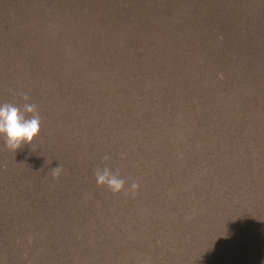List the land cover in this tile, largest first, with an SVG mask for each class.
Returning <instances> with one entry per match:
<instances>
[{
  "label": "trees",
  "instance_id": "trees-1",
  "mask_svg": "<svg viewBox=\"0 0 264 264\" xmlns=\"http://www.w3.org/2000/svg\"><path fill=\"white\" fill-rule=\"evenodd\" d=\"M13 92L41 131L0 136V223L34 264H264V0H0Z\"/></svg>",
  "mask_w": 264,
  "mask_h": 264
},
{
  "label": "clouds",
  "instance_id": "clouds-1",
  "mask_svg": "<svg viewBox=\"0 0 264 264\" xmlns=\"http://www.w3.org/2000/svg\"><path fill=\"white\" fill-rule=\"evenodd\" d=\"M24 101L22 107L13 103L0 104V136L4 137V143L8 150L16 152L25 144L31 145L41 131V118L35 104L29 103V96L24 92H13ZM105 160L109 157L105 156ZM62 167L50 170L54 179H58ZM95 179L98 186L107 187L114 194L125 190V180L120 177L118 171L113 172L109 167L97 168ZM139 185L131 184V190L135 192Z\"/></svg>",
  "mask_w": 264,
  "mask_h": 264
},
{
  "label": "rangeland",
  "instance_id": "rangeland-1",
  "mask_svg": "<svg viewBox=\"0 0 264 264\" xmlns=\"http://www.w3.org/2000/svg\"><path fill=\"white\" fill-rule=\"evenodd\" d=\"M20 222V223H19ZM17 226H4L0 223V264H34L38 255H34L32 243L35 237L27 230L24 223L17 221ZM23 243L21 251L20 243Z\"/></svg>",
  "mask_w": 264,
  "mask_h": 264
}]
</instances>
